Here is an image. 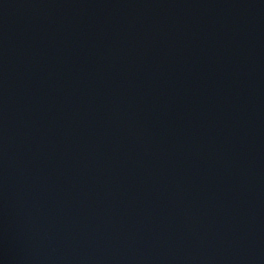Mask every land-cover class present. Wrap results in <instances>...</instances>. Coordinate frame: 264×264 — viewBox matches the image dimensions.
I'll list each match as a JSON object with an SVG mask.
<instances>
[{
	"label": "water",
	"instance_id": "water-1",
	"mask_svg": "<svg viewBox=\"0 0 264 264\" xmlns=\"http://www.w3.org/2000/svg\"><path fill=\"white\" fill-rule=\"evenodd\" d=\"M0 264H264V0H0Z\"/></svg>",
	"mask_w": 264,
	"mask_h": 264
}]
</instances>
